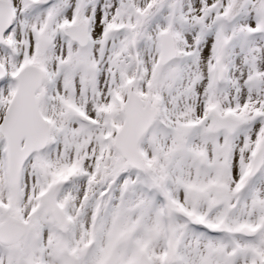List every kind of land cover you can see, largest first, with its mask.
<instances>
[{
    "label": "snow or ice",
    "instance_id": "snow-or-ice-1",
    "mask_svg": "<svg viewBox=\"0 0 264 264\" xmlns=\"http://www.w3.org/2000/svg\"><path fill=\"white\" fill-rule=\"evenodd\" d=\"M0 264H264V0H0Z\"/></svg>",
    "mask_w": 264,
    "mask_h": 264
}]
</instances>
